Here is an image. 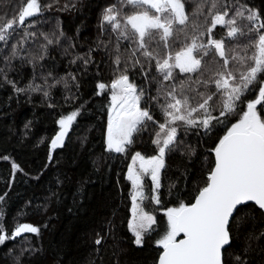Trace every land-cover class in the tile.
<instances>
[{"label":"trees","instance_id":"trees-1","mask_svg":"<svg viewBox=\"0 0 264 264\" xmlns=\"http://www.w3.org/2000/svg\"><path fill=\"white\" fill-rule=\"evenodd\" d=\"M26 2L0 0V25L14 21L8 40L0 41V227L11 236L17 224L27 223L39 233L6 239L0 244V264H155L162 247L157 241L167 227L165 211L181 202L192 203L213 166V149L247 110V102L258 95L259 82L244 94L235 112L221 117L214 111L222 122L212 121L208 130L177 122L176 143L166 150L159 174L160 203H143L157 223L143 244L136 245L128 227L131 184L127 169L136 152L145 157L157 153L152 141L164 118L159 106L163 98L152 99L160 79L155 61L145 62L139 52L133 58L134 45L118 40L109 25H102L105 9L112 4L119 8L120 0H38L40 12L20 25L19 11ZM183 2L189 19L185 26L174 25L170 43H176L169 49L173 52L186 35L190 38L203 32L200 39H208L212 0ZM237 8L245 16L250 9L264 21V0H217L213 11L227 9L232 16ZM123 10L142 9L125 5ZM238 23L243 27L248 21L238 18ZM257 36L252 32L226 38V48L234 49L230 55L250 56L254 48L244 46ZM212 37H225V29L217 26ZM14 45L16 56H12ZM157 50L161 57L165 55L162 43ZM116 56L121 60L119 66L114 63ZM134 59L141 61L143 69L139 64L133 66ZM210 59L204 58L205 78ZM235 64L230 61L229 67ZM125 68L130 82L144 90L140 106L149 110L155 123L146 121V129L133 134L128 150L117 153L107 150L105 131L110 85ZM198 75L174 70L177 81L189 76L195 80ZM99 83L108 87L101 91ZM199 90L205 91L203 87ZM208 90L214 92V85ZM209 103L219 104V97ZM257 108L264 116V108ZM73 111L78 115L63 146L53 150L51 140L60 131L59 120ZM145 193L151 195L149 185ZM230 236L222 264H264V214L260 209L250 203L241 206L230 221Z\"/></svg>","mask_w":264,"mask_h":264},{"label":"snow or ice","instance_id":"snow-or-ice-1","mask_svg":"<svg viewBox=\"0 0 264 264\" xmlns=\"http://www.w3.org/2000/svg\"><path fill=\"white\" fill-rule=\"evenodd\" d=\"M125 5L142 10L129 13L123 10ZM216 8L217 0H212L208 12L210 26L206 28L207 42L200 39L205 35L203 32L193 34L190 38L186 35L179 50L174 52L169 50L176 43H170L176 31L174 25L185 26L189 19L183 0H120L119 8L112 4L102 14V25H109L111 31L118 34V40L123 39L134 45L131 53L133 58L139 52L145 62L154 60L160 76L157 79V95L152 97L156 101L163 98L159 106L164 122L158 123L159 131L152 141L158 149V155L145 157L136 152L128 168L127 178L134 189L131 197L132 219L128 227L135 236L136 245L143 244L145 235L154 231L153 226L157 223L156 218L142 207L143 202L160 203L158 194L145 193L142 178L150 175L153 183L151 191L158 193L159 172L164 167L166 150H171L176 143L177 122L193 127L202 126L208 130L212 121L222 122L212 114L214 111L218 110L221 117L235 112L244 94L253 90L259 82L258 95L247 102V110L243 111L238 122L227 129L213 149L214 166L208 171L205 185L198 189L194 202H181L178 207L166 210L167 227L157 241L163 249L158 264H222V250L231 244L230 221L236 218L239 208L254 202L259 209L264 210V116L257 108L258 105L264 108V79L260 78L264 74V33L260 32V29H264V21L250 9L247 16L239 8L229 16L227 9L213 11ZM40 10L38 0H27L19 11V24L23 25L26 18L38 14ZM238 18L248 23L241 27ZM205 23H209L207 17ZM217 26L225 29V37H212ZM9 30H14L13 20L0 25V41L8 40L11 35ZM252 32L258 33V36L244 46L245 49L254 48L252 55H230L234 49L226 48L225 39H235L238 35ZM48 43L52 41L48 40ZM161 43L166 50L163 57L157 50ZM17 54L14 45L12 56ZM205 57H211L206 62L207 78ZM230 61L236 62L231 68ZM85 63L88 61L85 60ZM114 63L120 65L119 56H116ZM137 64L143 69L141 61L134 59L133 66ZM176 69L182 74L199 75L195 80L189 76L186 81H177L174 76ZM126 72L125 68L110 85L112 105L108 115L106 145L108 151L117 153L124 152L126 145L132 143L134 133L146 129V121L155 123L149 110L140 106L144 90H138ZM168 81L172 83H164ZM210 85H214V92L208 90ZM107 87L104 83L98 84L101 91ZM201 87L205 91H200ZM38 89L39 86H36L34 90ZM217 96L219 104H210ZM197 113L199 115L194 116ZM77 115L78 112L73 111L59 120L60 131L51 140L53 150L63 146L64 138ZM137 161L138 169L135 168ZM13 168L17 169L18 166L13 164ZM22 233L38 234L39 229L31 224L20 223L9 236L0 227V244ZM181 234L183 238L177 239ZM96 243L99 244L100 240Z\"/></svg>","mask_w":264,"mask_h":264},{"label":"rangeland","instance_id":"rangeland-1","mask_svg":"<svg viewBox=\"0 0 264 264\" xmlns=\"http://www.w3.org/2000/svg\"><path fill=\"white\" fill-rule=\"evenodd\" d=\"M111 96H112V91H111V88H110V103H109V108H108V115H109V109H110V107H111V105H112V100H111ZM245 109H246V106H245ZM246 111V110H245ZM108 117V116H107ZM240 119V118H239ZM107 122H108V119H107ZM238 122V121H237ZM106 131H107V126H106ZM106 131H105V145H106V139H107V136H106ZM131 145V144H130ZM130 145H126V150H128V148H129V146ZM106 148H107V145H106ZM125 150V151H126ZM124 151V152H125ZM123 152V153H124ZM135 155V154H134ZM133 155V156H134ZM155 155H158V149H157V153L155 154ZM130 165H132V158H131V160H130V163H129V166ZM129 166H128V168H129ZM135 168L136 169H138L139 168V161H137V164L135 165ZM161 170V169H160ZM159 174H160V172H159ZM127 176H128V169H127ZM143 185H144V191L146 192V189H147V185H149L150 186V189L152 190V188H153V183H152V180H151V177H150V175H146V176H144L143 178ZM130 181V180H129ZM130 184H131V197H132V195H133V192H134V189L132 188V183H131V181H130ZM154 194H157V193H153L152 191H151V195H154ZM145 201H147V203H148V200H145ZM144 203V202H143ZM142 207H144L143 205H142ZM131 208H132V200H131V207H130V220L132 219V212H131ZM146 211V210H145ZM151 214V213H150ZM165 214H166V211H165ZM151 215H153V214H151ZM154 216V215H153ZM129 220V221H130ZM133 234V233H132ZM134 235V234H133ZM134 238H135V236H134ZM178 238V237H177Z\"/></svg>","mask_w":264,"mask_h":264},{"label":"water","instance_id":"water-1","mask_svg":"<svg viewBox=\"0 0 264 264\" xmlns=\"http://www.w3.org/2000/svg\"><path fill=\"white\" fill-rule=\"evenodd\" d=\"M214 154V158H213V166H214V160H215V153H213ZM212 166V167H213ZM198 194V193H197ZM195 198V197H194ZM194 202V199H193V201H192V203ZM253 204V205H255L254 204V202H248L247 204ZM246 205V204H245ZM256 206V205H255ZM257 208H258V206H256ZM259 209V208H258ZM261 210V209H260ZM262 211V213L264 214V210H261ZM26 233H22L20 236H17V237H21V236H23V235H25ZM183 238V234H181L177 239H182ZM227 246H225V248H226ZM224 248V249H225ZM224 249L222 250V262H223V251H224ZM162 251H163V249H162V247H161V251H160V253H159V255L162 253ZM158 260H159V256H158V258H157V261H156V263L155 264H158Z\"/></svg>","mask_w":264,"mask_h":264}]
</instances>
